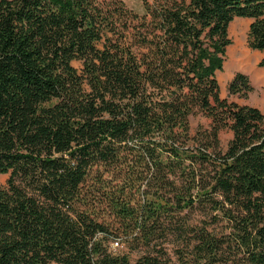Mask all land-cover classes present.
<instances>
[{
	"label": "trees",
	"instance_id": "16d2710c",
	"mask_svg": "<svg viewBox=\"0 0 264 264\" xmlns=\"http://www.w3.org/2000/svg\"><path fill=\"white\" fill-rule=\"evenodd\" d=\"M142 2L0 0V264H170L171 225L177 264H264V112L216 76L235 18L264 52V0Z\"/></svg>",
	"mask_w": 264,
	"mask_h": 264
},
{
	"label": "rangeland",
	"instance_id": "374dc122",
	"mask_svg": "<svg viewBox=\"0 0 264 264\" xmlns=\"http://www.w3.org/2000/svg\"><path fill=\"white\" fill-rule=\"evenodd\" d=\"M124 1L126 7L132 10L134 13L143 15L145 13L142 0H122ZM188 1V0H186ZM152 2V0H148ZM251 23L250 19L246 18H235L229 25L228 37L231 40V44L226 47L225 61L222 71L217 73V80L219 83L220 97L227 98L229 101H234L240 105H249L258 108L260 111L264 112V66H260L259 63L264 59V52L258 50H252L247 45V31ZM120 31L125 33V29L121 27ZM133 31L126 32L127 35H131ZM248 50L252 54L257 55V60H254L250 68H245L244 70L236 67L233 62L231 53L236 54L239 50ZM74 64L81 68L82 64L79 61H75ZM241 72L245 74L252 86V91L249 92L247 97H243L238 94H229L227 85L233 76ZM208 123L207 118L201 111H195L190 116V130L193 134L199 125L206 126ZM232 133L230 130H222L219 134L220 146L225 148ZM9 179V174H0V186L7 185ZM203 214V215H202ZM191 213L189 215L191 222L197 219H209L204 213ZM169 232H167L165 240H160L158 243L166 251V257L169 259L170 264H177L176 250L183 245L184 237L174 229V226H169ZM212 227L218 232L228 231L227 223L225 220H221L214 223ZM123 244V243H122ZM121 246L116 245V240L110 241V249L113 251H119ZM124 249V248H123ZM138 253H133V258H137Z\"/></svg>",
	"mask_w": 264,
	"mask_h": 264
},
{
	"label": "bare ground",
	"instance_id": "6f19581e",
	"mask_svg": "<svg viewBox=\"0 0 264 264\" xmlns=\"http://www.w3.org/2000/svg\"><path fill=\"white\" fill-rule=\"evenodd\" d=\"M231 55L236 67L241 68L243 70L245 68H250L251 63L254 60H257V55L250 53L246 49H242L241 51L239 50L236 54L232 52Z\"/></svg>",
	"mask_w": 264,
	"mask_h": 264
}]
</instances>
